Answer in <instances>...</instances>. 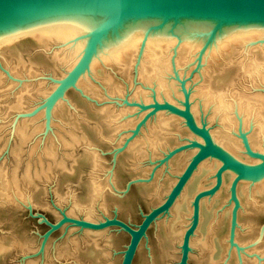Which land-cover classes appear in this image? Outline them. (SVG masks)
Listing matches in <instances>:
<instances>
[{"label": "rangeland", "instance_id": "374dc122", "mask_svg": "<svg viewBox=\"0 0 264 264\" xmlns=\"http://www.w3.org/2000/svg\"><path fill=\"white\" fill-rule=\"evenodd\" d=\"M29 37L0 47V247L4 249L0 264H105L108 253L114 264H122L130 236L118 228L93 230L70 223L57 226L65 215L94 224L116 218L137 227L144 215L164 201L197 149L171 154L199 137L189 130L183 118L168 111L153 113L152 106L168 103L184 109V86L197 123L209 130L218 129L212 105L204 103L199 95L207 90L202 87L200 77L207 66L204 46L195 49L181 67L172 64V55L166 61L169 66L161 73L160 85L156 80L144 81L138 75L142 51L130 66L127 62L115 66L111 65L113 62L107 63L111 67H103L106 76L103 74L99 79L87 76L83 82L90 79V83L82 85L79 79L84 72L74 83L66 81L84 50L75 48L71 41H51L44 47ZM211 55L209 62L215 58L213 61H217L210 62L211 66L214 64V78L233 68L220 55L219 63L215 53V58L211 59ZM237 56L236 65L243 60ZM263 62L258 63L264 65ZM123 69L127 72H122ZM261 73L264 75V70ZM104 76H108L111 84ZM230 76L237 81L222 89L229 93L231 104L238 101L239 92H264L256 87L257 77L256 81H249L235 73ZM103 109L112 111L113 117L108 118ZM170 115L180 121L174 123L170 133L163 132L166 141L153 146L145 144L146 140L152 141L149 132L158 117L166 120ZM252 125L253 121L251 128ZM23 126L31 137L20 146L16 131ZM235 133L237 129L232 134ZM63 142L69 146H62ZM130 144L134 146L132 150ZM137 147L144 155L139 154ZM46 151L52 155L46 157ZM137 153L143 157L139 158ZM182 158L180 169L178 161ZM26 173L31 174L32 182L27 181ZM234 174L231 184L213 196L218 203L209 239L214 237L224 245L220 264H264V198L252 197V183L242 186V197L243 180H239L237 206L231 193L237 178ZM165 217L152 225L133 264H169L162 247L165 229L162 223L169 215ZM191 218L186 221L184 231ZM191 255L189 264H207L208 254L202 248L197 247ZM180 258L181 251L177 264Z\"/></svg>", "mask_w": 264, "mask_h": 264}, {"label": "bare ground", "instance_id": "6f19581e", "mask_svg": "<svg viewBox=\"0 0 264 264\" xmlns=\"http://www.w3.org/2000/svg\"><path fill=\"white\" fill-rule=\"evenodd\" d=\"M99 15L104 16L105 18L109 16L105 14H63L33 20L1 31L0 47L10 44L13 41H17V39L20 37L30 36L36 40V43L43 45L44 47H47L51 41H71L73 42L72 44H74L75 48L82 51L84 50V47L87 43L86 40L88 41L100 22L98 21ZM162 22L164 21L161 19L132 21L130 25L125 26V28L117 27L111 30L109 34H106L100 38L99 44L97 45L96 51L94 53L92 50L95 48L96 44L93 46L92 50L90 51V54L91 52L93 53L91 58L92 60L87 71L84 72V75H81L82 77L80 76L81 80L79 79V82L81 83L82 81L83 85V79L87 76H90L94 79L101 78L103 74L105 75L103 67H106L112 62L113 64L111 65H123L127 62L126 64L130 66L129 64L133 62V58H136L139 52L142 51L143 55L141 56L142 58L140 59V65L138 66L137 70V73H139L138 75H140L144 81L156 80V82L160 85L162 83L161 73L165 67L169 66L166 64V61H168L173 55L172 64H174L175 67H181L187 60L189 61V57L195 49L201 48L208 41V34L206 33L217 26L216 23L212 21L192 20L191 22H187L186 20H177L165 22L164 24H162ZM159 24L164 25V27H154L158 26ZM219 29L220 31L217 32V34H215L212 39H210V45L206 50L205 65L207 66L203 67L204 71H200L201 73L199 72L200 77H202L201 79L203 80L201 83L204 82V84H202L204 86L202 87H204V90L207 89L204 92H199V95L201 96L200 98H202L204 103L212 105V117L217 118L219 124V126L217 125L218 129H206H208L214 144L229 157L249 166L259 164L260 162H258V160L256 161V159L254 160L248 155V150H252L253 152L254 150H259V153H264V92H251L247 89L248 91L239 92L236 95L238 101H235V104H231L228 100L230 95L226 90L222 89V86L237 81L230 76L231 73H235L244 77V80L247 78L249 81H256V77L259 78V86L256 87L261 90L264 89V87H261L264 81V75L261 73V71L264 70V65L258 63L261 62V60H264V25H231L224 26ZM141 46L142 50L140 49ZM212 52L215 53L216 56H214L217 57V59L220 55L222 59L226 60V62H224L227 63V66H233L232 69L234 70L230 68V70L226 69L220 73L221 75L214 78L212 76L214 64L211 66L210 62L212 61L213 63H216L217 61H213L216 58L213 57ZM83 53L84 52H82V54ZM252 53L254 57L251 59L249 56ZM209 55H211V59H215L209 62ZM237 55L243 60H241V62H239V64L237 63L236 65L237 61L234 57ZM219 60L221 59H218V63ZM244 61L245 63H243ZM235 65L236 67L234 68ZM128 68L130 69V67ZM125 69H123L122 72H125ZM214 72H217L215 71V68ZM106 78H108V76L104 78L105 81L108 80ZM85 80V83H87V81L90 83V79ZM108 83L111 84L110 79L108 80ZM215 85L217 86L214 87ZM102 112H105L104 114H106L108 118L113 117L112 111H109L108 109H103ZM158 116H160V113ZM177 120L180 121L179 118L173 115H170V118H166V120H164V118L160 120V117H158L157 123L155 124L156 126L153 127V129L149 132L152 141L150 142V140H146L148 142L146 143L145 141V144L153 146L155 143H162L163 140H165L163 139V132L171 131L174 128V123ZM252 121L255 124L252 125L253 128H251ZM195 122L199 127L202 128V125L199 122L197 123L196 120ZM23 127H18L19 129L16 131L18 141L21 144L20 146L25 145V143L31 137V132L29 133L28 130H26L25 127L23 129ZM140 129L141 127L137 129L136 132L139 133ZM236 129L237 133L233 135ZM70 133L68 136H70ZM65 137L67 136L65 135ZM74 137H72L73 139L71 138L72 141L74 140ZM59 139L61 138L59 137ZM195 139L199 143L203 142L200 138L195 137ZM136 142L134 141V143ZM63 145L65 147L69 146L68 142H63L62 146ZM132 146L133 145L130 144L129 149H131ZM156 146L158 145L156 144ZM137 149L138 147L136 150ZM133 151L135 150L133 149ZM45 153L46 157L47 154L49 155V153L52 155V153L48 151ZM139 154L144 155V151L142 153L141 149ZM139 154L137 155L139 158L143 157H140ZM183 160V158L179 159V166ZM219 166H221V162L215 158H209L201 163L185 186L176 203L167 214L169 215L170 220L166 219L165 223H162V225L165 226V229L162 232L164 238L162 247L165 249L163 251V255H165L167 258L165 259L169 262V264H177L181 251L183 235L186 231H184V225L186 221H189L190 217L192 216V201L194 196L197 192L205 190L207 188L206 186L211 184L213 185L215 183L213 176ZM181 168L182 166H180V169ZM253 172L254 174L249 176L250 178L248 180H243V182L240 184L241 196L243 197L244 195V185L252 183V197H256V199L264 198V167L258 169L256 172ZM26 174L27 176L25 177L29 179L27 181L32 182L31 174ZM234 176L235 174L232 172L223 175L222 185L217 193L220 190L228 187L229 183L232 181V179H234ZM34 177H36V175H34ZM16 182L17 180L15 183ZM213 196H210V198L207 197L208 199L204 198L200 203L199 226L190 241L191 252L189 254V258H191V254L193 253L194 249L200 247L208 254L206 260L207 264H220V261L222 260L221 258L224 256V245H222V243H220V241L214 237L209 239L210 223L213 217H216L215 210L218 203V198ZM3 251L4 249L0 247V254ZM99 256L97 255V257ZM106 256L105 264H114L113 260L110 258V254L108 253Z\"/></svg>", "mask_w": 264, "mask_h": 264}, {"label": "water", "instance_id": "95a60500", "mask_svg": "<svg viewBox=\"0 0 264 264\" xmlns=\"http://www.w3.org/2000/svg\"><path fill=\"white\" fill-rule=\"evenodd\" d=\"M63 14L109 15L107 18L99 15L98 21L100 22L88 41L86 40L82 58L66 81V84H72L82 72L88 69L100 38L117 27L125 28L132 21H147L149 19H161L164 21L162 24L177 20L212 21L217 26L206 33L208 41L203 45L204 51H206L210 45V39L220 31L219 28L231 25H264V0H0V32L33 20ZM162 24L154 27H164ZM95 44L96 46L92 50ZM91 50L93 53L90 54ZM183 92L185 96L184 109L168 103L155 104L152 106L153 113L168 111L183 118L189 130L203 142L192 141L189 145L183 146L171 154L172 156L182 151L197 149L164 201L144 215L141 224L137 227H132L116 218L94 224L71 219L65 215L57 227L64 223L93 230L116 227L130 236V242L123 253L122 264H133L141 242L146 238L151 226L170 212L199 165L209 158H215L221 162V166L215 174V185L199 192L193 199L191 223L183 235L179 264H189L190 241L199 226L201 200L215 195L222 185L223 174L232 171L236 173L237 178L233 183L231 193L236 205L239 206L236 185L239 180H248L249 176L254 174L253 171L256 172L264 167V153L248 150L250 156L260 160V163L254 166L245 165L225 154L214 144L205 125L201 128L196 124L190 110L189 94L184 86Z\"/></svg>", "mask_w": 264, "mask_h": 264}, {"label": "flooded vegetation", "instance_id": "af4514ba", "mask_svg": "<svg viewBox=\"0 0 264 264\" xmlns=\"http://www.w3.org/2000/svg\"><path fill=\"white\" fill-rule=\"evenodd\" d=\"M184 169H185V168H184ZM182 172H183V171H182ZM180 175H181V174H180ZM180 175H179V176H180ZM176 181H177V180H176ZM215 182H216V181H215ZM174 184H175V183H174ZM206 190H207V189H206ZM202 191H204V190H202ZM200 192H201V191H200ZM198 193H199V192H197L196 195H197ZM196 195H195V196H196ZM195 196H194V198H195ZM194 198H193V199H194ZM203 199H204V198H203ZM203 199H202V200H203ZM202 200H201V201H202ZM162 202H163V201H162ZM192 202H193V201H192ZM200 203H201V202H200ZM151 227H152V226H151ZM149 230H150V229H149Z\"/></svg>", "mask_w": 264, "mask_h": 264}]
</instances>
